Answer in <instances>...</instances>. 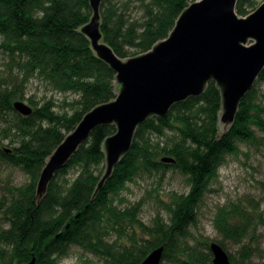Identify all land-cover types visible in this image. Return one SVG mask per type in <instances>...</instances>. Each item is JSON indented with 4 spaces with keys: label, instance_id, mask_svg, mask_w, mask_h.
Instances as JSON below:
<instances>
[{
    "label": "trees",
    "instance_id": "1",
    "mask_svg": "<svg viewBox=\"0 0 264 264\" xmlns=\"http://www.w3.org/2000/svg\"><path fill=\"white\" fill-rule=\"evenodd\" d=\"M131 1L137 4V15L129 11ZM195 1L104 0L105 40L121 57H130V48L147 52L169 36ZM256 4L239 0L237 11L246 16ZM91 15L90 0H0V53L6 54L0 63V165L19 167L30 177L24 185L7 184L0 194V264H25L33 257L35 264H60L72 246L106 264H142L162 245L161 264H214L210 245L215 240L194 237L192 227L227 155L238 153L241 143H258L257 130L264 133V104L258 102L256 84L242 100L233 127L222 135V94L214 81L201 96L176 103L165 117L148 118L94 198L105 170L104 140L116 131L115 126H99L38 202L37 183L48 156L87 112L116 98V73L79 31ZM33 78L46 90L76 98L28 95ZM257 82H264V71ZM18 100L28 101L32 113H19L14 108ZM163 136L166 141L158 139ZM165 157L175 163L163 161ZM71 169L76 176L69 178ZM170 169L184 174L190 189L159 199L168 218L159 212L146 223L141 218L143 200L123 204L118 198L128 183ZM213 222L223 236L217 242L226 250L227 240L240 244L238 255L228 252L233 264H264L255 261L264 254L257 236L264 213L257 200L227 202L216 210Z\"/></svg>",
    "mask_w": 264,
    "mask_h": 264
},
{
    "label": "water",
    "instance_id": "2",
    "mask_svg": "<svg viewBox=\"0 0 264 264\" xmlns=\"http://www.w3.org/2000/svg\"><path fill=\"white\" fill-rule=\"evenodd\" d=\"M103 1L90 0L92 15L79 31L89 39L95 55L116 73V98L87 112L48 156L37 183L39 203L54 176L99 126H115L116 131L104 140L105 170L94 198L130 152L139 126L148 118L165 117L176 103L201 96L214 81L222 94V135L233 127L242 100L264 71V3L241 16L239 0H196L184 9L167 38L147 52L121 57L102 31ZM14 108L22 115L33 111L22 100ZM163 161L175 163L172 157ZM210 248L214 264H233L221 243L213 241ZM164 251L165 245L153 249L142 264H161ZM35 262L33 257L25 264Z\"/></svg>",
    "mask_w": 264,
    "mask_h": 264
},
{
    "label": "rangeland",
    "instance_id": "3",
    "mask_svg": "<svg viewBox=\"0 0 264 264\" xmlns=\"http://www.w3.org/2000/svg\"><path fill=\"white\" fill-rule=\"evenodd\" d=\"M118 1V0H117ZM125 2L128 0H119ZM201 1V0H199ZM117 3V2H116ZM193 3V2H192ZM256 5L248 8L249 14L254 12L264 3V0H256ZM137 4L131 1L129 10L133 15H137ZM139 49L130 48V55L138 53ZM140 54V53H138ZM137 55V54H135ZM6 54L0 53V63H4ZM256 89L258 102L264 104V82H257ZM28 95H35L38 99L44 96H54L59 101L65 98L72 100L75 94H60L46 90L41 82L33 78L27 87ZM29 104L28 101H25ZM30 105V104H29ZM260 141L255 144L241 143L240 151L236 154H229L226 161L219 167L218 176L210 184V190L204 196L199 208V218L197 224L192 227L194 237H208L211 240L221 241L223 236L214 226V216L216 210L230 201H238L243 198L257 200L264 213V133L257 130ZM166 141V137L158 138ZM76 176V170L71 169L68 177ZM30 182V177L19 167H12L5 164L0 165V194L8 185H24ZM190 189L187 178L178 170L170 169L166 174L153 173L151 176H144L134 182L128 183L127 187L120 193L119 199H123V204L133 203L143 200L144 205L141 218L146 223H151L153 218L160 212L168 218V213L162 208L159 199L168 200L172 191L186 193ZM160 190V192H157ZM0 224L2 222L0 221ZM258 240L264 250V227L257 231ZM225 246L232 255H238L240 244L233 241H225ZM256 262H264L263 257L255 259ZM60 264H106L104 260L77 246H72L68 256L61 258ZM163 264H173L164 261Z\"/></svg>",
    "mask_w": 264,
    "mask_h": 264
}]
</instances>
